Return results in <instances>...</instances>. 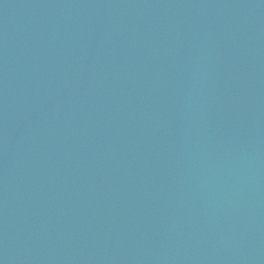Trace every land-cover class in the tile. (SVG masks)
<instances>
[{"label":"water","instance_id":"obj_1","mask_svg":"<svg viewBox=\"0 0 264 264\" xmlns=\"http://www.w3.org/2000/svg\"><path fill=\"white\" fill-rule=\"evenodd\" d=\"M0 264H264V0H0Z\"/></svg>","mask_w":264,"mask_h":264}]
</instances>
